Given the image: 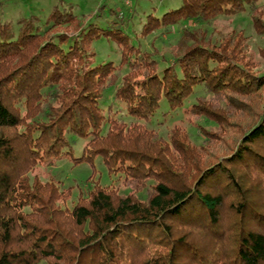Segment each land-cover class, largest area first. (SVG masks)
I'll list each match as a JSON object with an SVG mask.
<instances>
[{
    "label": "trees",
    "instance_id": "16d2710c",
    "mask_svg": "<svg viewBox=\"0 0 264 264\" xmlns=\"http://www.w3.org/2000/svg\"><path fill=\"white\" fill-rule=\"evenodd\" d=\"M174 3L140 30L196 24L170 60L99 26L104 5L90 18L64 0L44 20L0 18V264H264V72L243 32L223 30L218 44L208 35L219 18L248 14L264 39V0ZM101 38L118 45V65L95 62ZM125 64V78L146 87L130 93L131 123L100 107ZM178 111L200 143L179 124L165 137L153 128ZM74 137L85 140L77 157ZM97 158L118 187L95 181L71 209L72 187L34 174Z\"/></svg>",
    "mask_w": 264,
    "mask_h": 264
},
{
    "label": "rangeland",
    "instance_id": "374dc122",
    "mask_svg": "<svg viewBox=\"0 0 264 264\" xmlns=\"http://www.w3.org/2000/svg\"><path fill=\"white\" fill-rule=\"evenodd\" d=\"M66 3L73 5L74 13L82 18L92 17L97 8L104 5L105 7L98 19L94 21L101 27H115L123 30L130 37V43L137 46L138 44L144 50L153 52L158 51V54H164L167 60L171 59V51L177 45V40L180 37L183 28H194L197 25L183 22L167 30L163 34L161 31H156L147 38L140 36L141 26L146 20L148 14L161 17V15L174 6L175 0H64ZM58 0H0V18L2 20H11L13 23L21 16H26L35 13L42 20H44L53 5L57 4ZM178 2V0H177ZM109 9L115 11V15L109 14ZM113 22H116L115 24ZM219 26L221 31L211 32L208 26V35L211 37L213 43H220L225 30L238 34L243 32L244 36L249 38L248 42V56L256 66L255 70L264 72V39L258 35L252 25V20L248 14H241L235 17L219 18ZM122 23V24H121ZM140 38H139V37ZM92 47L96 53V63L113 62L118 65L121 61V53L118 45L112 38H101L93 42ZM128 72L127 64L123 65L117 72L116 85L106 89L103 99L100 102V107L107 112L111 108L112 113L117 118L131 123L134 120L127 114L126 106L129 102L131 91L137 94L144 95L146 92L145 82L138 78L134 81H129L125 78ZM201 92H199L200 94ZM190 101H193L190 100ZM167 109L164 108L163 112ZM248 117L240 116L241 122L247 121ZM250 121V119H248ZM153 128L163 137L168 133V130L175 124L186 127L191 137L200 143V136L195 129L184 122L181 112H176L164 119L162 114L155 116ZM248 121V122H249ZM247 122V123H248ZM70 138V136H68ZM72 141V139H71ZM85 143L84 139L73 138L74 155L80 156L82 147ZM93 177L88 183H85L87 178L92 174ZM42 181L52 180L59 182L65 188L72 187L71 199L66 203L65 207L71 209L76 203L81 191H85L91 187L92 183L98 181L100 185L108 187H118L119 176L109 175L107 169L102 164L101 159L97 158L94 161V168L89 164L82 163L75 165L72 161L67 159H56L50 164L45 162L40 165L34 172Z\"/></svg>",
    "mask_w": 264,
    "mask_h": 264
}]
</instances>
